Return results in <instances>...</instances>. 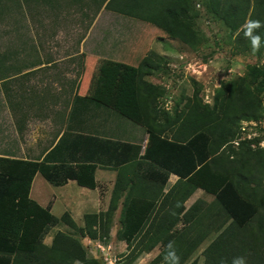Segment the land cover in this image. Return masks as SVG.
<instances>
[{
	"label": "trees",
	"instance_id": "16d2710c",
	"mask_svg": "<svg viewBox=\"0 0 264 264\" xmlns=\"http://www.w3.org/2000/svg\"><path fill=\"white\" fill-rule=\"evenodd\" d=\"M192 2L101 0L97 13L106 4L195 46L201 37ZM204 6L236 34L237 53H252L250 42L237 31L248 19L264 24V0H207ZM257 32L262 46L256 54L260 55L264 54V27ZM163 58L151 53L138 66L106 63L107 73L115 69L114 77L105 75L110 79H102L94 95L80 94L75 81L64 111L66 130L58 141L42 158H13L7 172L0 170V255L6 264H101L88 254L81 238L108 243L119 208L118 237L129 249L125 264H133L159 244L161 251L148 264H164L171 240L180 264H185L220 229L203 250V264H233L237 257H243L244 264H264V229L255 228L264 220V147L258 138L240 136L242 121L264 118V64L251 65L244 76L220 90L213 106L200 97L189 98L180 111L160 121L157 102L165 89L146 76L161 68ZM96 118L145 127L149 134L145 152L141 153L140 143L111 136L105 122L95 132ZM99 167L117 170V178L108 208L86 213L83 225L68 211L56 216L51 205L42 206L30 195L38 172L54 185L74 179L96 188ZM171 173L179 179L166 192ZM199 188L214 200L204 211L195 212L197 206L189 210L185 203ZM216 206L231 220L225 228L212 218ZM60 223L74 232L59 230L47 244L45 236ZM198 263L197 257L190 262Z\"/></svg>",
	"mask_w": 264,
	"mask_h": 264
},
{
	"label": "rangeland",
	"instance_id": "374dc122",
	"mask_svg": "<svg viewBox=\"0 0 264 264\" xmlns=\"http://www.w3.org/2000/svg\"><path fill=\"white\" fill-rule=\"evenodd\" d=\"M100 1L0 0V24H2L0 26L11 27L14 21L19 22L21 19L19 23H22V35L18 38L19 40L16 39V42L21 40L24 46L29 47L35 42L36 48H32L31 51L27 50L31 56L33 55L32 59H43L44 55L48 54L46 50L50 49L57 59H63L67 54H73L76 49H80L79 46L75 47L78 45L77 40L85 35L88 36L84 47L87 52L86 56L77 55L70 58L75 64L74 71L53 74L38 73L40 78L36 88L40 97L60 102L65 91L73 93L75 81H79L78 92L80 94L94 95L102 79L106 82L114 77L115 69L107 73L106 63L112 61L138 66L147 54L156 53L164 57V61L161 68L154 70L151 75L146 76V79L165 89V93L158 98L157 102L160 121H164L166 114L174 115L177 113L176 110L180 111L189 98L200 97L204 103L213 106L220 90L227 88L234 79L244 76L251 65L264 64V54L236 52L234 43L236 34L224 22L211 13H207L204 6L207 0H193L192 2L193 21L201 37L195 46L179 39H172L164 29L154 23L124 15L106 7V4L97 13ZM30 23H34V30L31 29ZM12 28L14 31H11V35L19 34V28L17 32L14 27ZM2 30H0V39L8 34L1 32ZM32 35L38 38L37 41L30 40ZM90 54H98L104 58L95 59ZM62 59H60L61 62H63ZM105 75L106 78L108 75L110 78L104 79ZM61 87L63 94L60 95ZM261 98L264 104V91L261 93ZM104 122L106 131H109V134L115 138L138 141L143 146L148 141L149 134L146 128L133 121L125 122L122 119L109 118ZM104 122L96 118L94 124L97 127L100 123L99 128H101ZM42 124L43 126L33 132V136H26V140L24 139L26 150L30 147L34 149L36 134L40 148L47 146L52 140V122L47 121ZM241 126H245L246 129L245 133H242V130L240 132L243 139L258 138L260 147H264V118L259 121L244 120ZM240 140L237 141L240 142ZM238 144L236 142V146ZM103 180L101 182L102 210L107 207L106 191L113 179L109 177V184ZM199 200L202 201L200 206L195 204ZM213 200V195L197 189L186 202V207L188 206L187 209L190 210L197 206L195 212H201ZM120 209L116 212L112 235L108 243L84 239L87 240L89 255L97 257L101 264L127 263L125 261L126 254L129 253L127 243L118 237L121 227ZM213 213L212 218H215L216 225L220 224L221 228L227 227L231 222L223 210L217 206L213 208ZM75 220L79 225L84 224V217H77ZM259 227L264 229V220L260 221L255 228ZM59 230L74 232L69 226L60 223L51 228L45 236V242L51 243L54 234ZM220 230H216L209 239L203 241L192 259L185 264H190L196 257L199 260L198 264H203L205 261L203 250ZM76 236L79 237V235ZM160 250L161 245L159 244L150 252L143 253L133 264H148L159 254Z\"/></svg>",
	"mask_w": 264,
	"mask_h": 264
},
{
	"label": "crops",
	"instance_id": "0c3cea01",
	"mask_svg": "<svg viewBox=\"0 0 264 264\" xmlns=\"http://www.w3.org/2000/svg\"><path fill=\"white\" fill-rule=\"evenodd\" d=\"M19 22L14 21L11 27L6 26L5 28L4 26L3 28L0 26V30L3 28L1 32L8 33L5 37H1L3 39H0V170L3 172L8 171L13 158L32 160L42 158L66 130V126L64 125V111L65 107L68 106L72 94L65 91L64 97L62 96L60 102L57 100L53 101V99L48 100L46 97H40L39 91L36 88L40 78L38 73H70L75 70V64L70 58L76 57L77 55L83 57L87 54L84 47L88 36L85 35L82 39L77 40L78 45L75 47L79 46L80 49H76L73 54H67L63 59H57L51 49V51L46 50L48 54L44 55L43 59H32L31 57L33 55L31 56L28 51L36 48L35 42L34 44H30V47L27 45L24 46L21 40L16 42V39L22 35V23ZM33 25L34 23H30L32 30H34ZM12 27H14L16 32L19 28V34L11 35ZM37 39L35 35H32L30 38V40L36 41ZM38 45L40 46V44ZM90 55L95 59L102 60L104 58L98 54ZM76 71L79 72V70ZM60 90L61 95L63 94V88L61 87ZM67 108L69 110V107ZM47 121L52 122L53 137L50 143L40 148V142L36 134L34 149L30 147L29 150H26L24 147V139L26 140V136H33V132L40 126H43V122ZM97 127H95V132L101 131V128ZM127 141L137 142L142 145L138 141ZM146 145L147 142L144 146L142 145L141 153L145 152ZM109 177H112L113 181L106 191L107 209L117 178V170L109 168L99 167L96 170L98 184L96 188L80 185L74 179H69L63 185H54L38 172L34 177L30 195L42 206L51 205V212L58 217L68 211L74 218H81L86 213L102 210L103 195L101 192V182L104 179L106 181L105 183L109 184ZM178 179L179 176L177 174L171 173L165 191L167 192ZM199 189L203 190L201 188ZM84 239L92 240L89 238L82 239L85 247H87V240ZM46 243L49 244L48 242ZM6 263L5 257L0 255V264Z\"/></svg>",
	"mask_w": 264,
	"mask_h": 264
},
{
	"label": "clouds",
	"instance_id": "9594fccd",
	"mask_svg": "<svg viewBox=\"0 0 264 264\" xmlns=\"http://www.w3.org/2000/svg\"><path fill=\"white\" fill-rule=\"evenodd\" d=\"M262 27H264V24H262L261 21L248 19L237 31V35H240L242 32L244 38L250 42V50L253 54L259 52L262 46L261 36L257 32V30ZM163 260L164 264H180V256L176 251L174 240L169 241L166 245V251ZM233 264H244L243 257L235 258Z\"/></svg>",
	"mask_w": 264,
	"mask_h": 264
},
{
	"label": "built area",
	"instance_id": "2783aa9c",
	"mask_svg": "<svg viewBox=\"0 0 264 264\" xmlns=\"http://www.w3.org/2000/svg\"><path fill=\"white\" fill-rule=\"evenodd\" d=\"M245 126H242V131H243V133H245ZM237 143H239L238 141H236Z\"/></svg>",
	"mask_w": 264,
	"mask_h": 264
}]
</instances>
